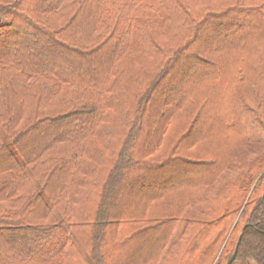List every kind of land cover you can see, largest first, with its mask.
<instances>
[{
	"label": "trees",
	"instance_id": "trees-1",
	"mask_svg": "<svg viewBox=\"0 0 264 264\" xmlns=\"http://www.w3.org/2000/svg\"><path fill=\"white\" fill-rule=\"evenodd\" d=\"M263 129L264 0H0V264H264Z\"/></svg>",
	"mask_w": 264,
	"mask_h": 264
},
{
	"label": "rangeland",
	"instance_id": "rangeland-1",
	"mask_svg": "<svg viewBox=\"0 0 264 264\" xmlns=\"http://www.w3.org/2000/svg\"><path fill=\"white\" fill-rule=\"evenodd\" d=\"M3 115H7V114L3 113ZM218 132H224L225 133L226 131H218ZM259 132H260V134H258L259 135L258 138L259 139L261 137L264 138V129H263V132H262V130ZM231 138H233V137L231 136ZM255 139H257V138H254V137L252 138L253 143H255ZM233 142H235V140ZM258 147L260 148L261 146H258ZM251 148H252V146H251ZM251 148L249 146V150H251ZM261 148H263L261 150H264V146H262ZM3 161L4 160H2V162ZM4 163H1L0 165H4ZM246 179L249 182L245 185L246 186L245 190H243V199H242L241 205L238 208L239 214L244 209L246 204L248 203L247 205L248 206L250 205L251 211H253L254 208H256L258 205H260V208L258 207L257 212L264 215V211H263L264 210V165H263V168H261L260 172L257 171V174H256V176H254V178L252 177V175L251 176L248 175V177H246ZM236 222H237V220H235L233 222V224L235 225ZM243 227H244L243 223H240L237 225V227L234 231H230V233L228 232V234L224 237L221 244H219L217 246V251L215 253V256L211 260V262H209V264H227V262L229 261V259L233 255V253L235 252L238 243L240 244V241L242 239L241 231H242ZM230 240H232L233 245L230 246L231 248L229 249L228 242ZM251 253H247L245 248H243L242 251L240 252L239 258L237 257V259L233 260L232 264H261L260 261L257 260V258L255 257L254 253H252V254ZM207 256H208V254L206 255V257ZM184 262H185V264H187V260L185 261V259H184Z\"/></svg>",
	"mask_w": 264,
	"mask_h": 264
},
{
	"label": "water",
	"instance_id": "water-1",
	"mask_svg": "<svg viewBox=\"0 0 264 264\" xmlns=\"http://www.w3.org/2000/svg\"><path fill=\"white\" fill-rule=\"evenodd\" d=\"M238 248H239V243H238V245H237V247H236L235 252H234L233 255L231 256V258L229 259V261L227 262V264H232V263H233V260L236 259V257H237V253H238Z\"/></svg>",
	"mask_w": 264,
	"mask_h": 264
}]
</instances>
